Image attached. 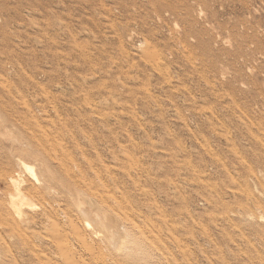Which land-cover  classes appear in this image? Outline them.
<instances>
[{"label":"rangeland","instance_id":"1","mask_svg":"<svg viewBox=\"0 0 264 264\" xmlns=\"http://www.w3.org/2000/svg\"><path fill=\"white\" fill-rule=\"evenodd\" d=\"M6 120L108 167L150 264H264V0H0ZM40 224L0 264H140Z\"/></svg>","mask_w":264,"mask_h":264},{"label":"bare ground","instance_id":"2","mask_svg":"<svg viewBox=\"0 0 264 264\" xmlns=\"http://www.w3.org/2000/svg\"><path fill=\"white\" fill-rule=\"evenodd\" d=\"M6 123L9 121L6 120L5 126L0 122V126L7 129ZM5 131H0V263L12 259L8 236L16 246L30 251V258L39 257L32 244L34 229L40 223L44 226V221L49 219L65 228L68 224L82 226L85 234L76 239L80 248L89 250L90 242L98 241L123 261L152 262L154 253L113 212L111 202L115 194L106 180L111 172L108 167L97 168L87 161L84 168L79 162L66 161L62 156L64 150L62 154L58 145L50 138H40L38 133ZM41 132L47 136V132ZM36 200L42 202V206L39 207ZM260 220L263 221L262 217ZM53 232L54 242L67 238L62 229ZM66 241L57 246L59 259L63 263H74L76 253L70 250V241Z\"/></svg>","mask_w":264,"mask_h":264}]
</instances>
